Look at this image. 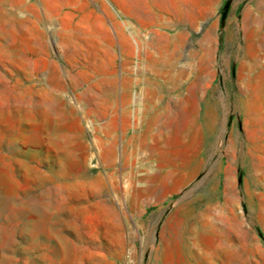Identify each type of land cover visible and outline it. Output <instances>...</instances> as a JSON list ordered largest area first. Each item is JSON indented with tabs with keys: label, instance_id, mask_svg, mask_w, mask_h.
<instances>
[{
	"label": "rangeland",
	"instance_id": "obj_1",
	"mask_svg": "<svg viewBox=\"0 0 264 264\" xmlns=\"http://www.w3.org/2000/svg\"><path fill=\"white\" fill-rule=\"evenodd\" d=\"M0 264H264V0H0Z\"/></svg>",
	"mask_w": 264,
	"mask_h": 264
},
{
	"label": "bare ground",
	"instance_id": "obj_2",
	"mask_svg": "<svg viewBox=\"0 0 264 264\" xmlns=\"http://www.w3.org/2000/svg\"><path fill=\"white\" fill-rule=\"evenodd\" d=\"M174 45H175V44H174ZM181 45H182V44H181ZM175 46H176V45H175ZM175 46H174V47H175ZM179 51H180V50H179ZM182 54H183V53H182ZM182 54H181V55H182ZM179 55H180V53L178 52L177 55H176V56H177L176 58H178ZM174 56H175V55H174ZM181 58H182V56H181ZM164 59H165V58H164ZM173 64H174V63H173ZM197 65H198V64H197ZM161 67H163V66H161ZM184 67H185V66H184ZM201 67H202V66H201ZM201 67H200V68H201ZM154 68H155V67H154ZM164 68H165V67H164ZM176 68H177V67H176ZM200 68H199V70L201 71ZM156 69H157V68H156ZM174 69H175V68H174ZM186 69H187V68H186ZM159 70H161V69H159ZM163 70H164V69H163ZM161 71H162V70H161ZM175 71H176V70H175ZM200 71H199V72H200ZM182 72H183V71H182ZM182 72H181V71H178L179 74H181ZM168 73H169V72H168ZM155 74H156V73H155ZM161 74H162V73H161ZM164 75H165V74H164ZM164 75H163V77H164ZM197 75H198V74H197ZM175 76H176V73H175ZM181 76H182V75H181ZM168 77H169V75H168ZM172 77H174V76H172ZM190 77H191V76H190ZM190 77H189V78H190ZM177 78H178V76H177ZM180 78H181V77H180ZM172 79H173V78H172ZM181 79H182V78H181ZM181 79H180V80H181ZM200 80H201V79H200ZM200 80H197V82L200 81ZM201 81H202V80H201ZM182 82H183V80H182ZM202 86H203V85H202ZM196 87H197V86H196ZM203 87H204V86H203ZM194 89H195V88H194ZM199 89H200V87H199ZM188 94H189V93H188ZM176 102H177V101H176ZM178 104H179V103H178ZM176 105H177V104H176ZM180 107H181V106H180ZM175 108H176V106H175ZM177 109H179V108L177 107ZM180 109H181V108H180ZM181 110H182V109H181ZM178 112L180 113V111H178ZM176 113H177V112H176ZM179 113H178V114H179ZM175 115H176V114H175ZM182 115H183V114H182ZM183 116L185 117V114H184ZM176 117H177V116H176ZM184 117H182V119H183ZM176 119H178V118H176ZM174 120H175V119H174ZM174 120H173V121H174ZM178 120H179V122H180L181 119H178ZM178 120H177V121H178ZM181 121H182V120H181ZM174 122H175V121H174ZM176 124H177V122H176ZM178 124H180V123H178ZM180 125H181V124H180ZM177 128H178V126H177Z\"/></svg>",
	"mask_w": 264,
	"mask_h": 264
}]
</instances>
